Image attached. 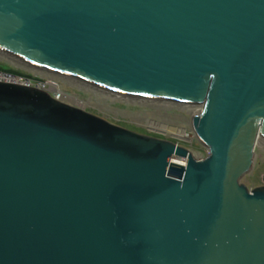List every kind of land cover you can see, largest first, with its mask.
Segmentation results:
<instances>
[{
	"label": "water",
	"instance_id": "obj_1",
	"mask_svg": "<svg viewBox=\"0 0 264 264\" xmlns=\"http://www.w3.org/2000/svg\"><path fill=\"white\" fill-rule=\"evenodd\" d=\"M0 51L202 103L209 149L0 82V264H264V185L241 182L264 140V0H0Z\"/></svg>",
	"mask_w": 264,
	"mask_h": 264
},
{
	"label": "rangeland",
	"instance_id": "obj_2",
	"mask_svg": "<svg viewBox=\"0 0 264 264\" xmlns=\"http://www.w3.org/2000/svg\"><path fill=\"white\" fill-rule=\"evenodd\" d=\"M5 68L42 78H56L63 90L72 99V105L120 127L185 146L191 150L197 159L205 158L209 153V149L198 139L192 125L193 116L198 110L203 109L204 104L202 103H198V105L171 99L120 94L67 74L29 65L0 51V69L4 70ZM180 129L182 135H178ZM189 134L192 140L184 138ZM241 182L249 190L264 185L263 139L257 142L252 168L243 175Z\"/></svg>",
	"mask_w": 264,
	"mask_h": 264
},
{
	"label": "built area",
	"instance_id": "obj_3",
	"mask_svg": "<svg viewBox=\"0 0 264 264\" xmlns=\"http://www.w3.org/2000/svg\"><path fill=\"white\" fill-rule=\"evenodd\" d=\"M0 82L23 85L29 88H36L48 93L56 100L71 104L72 99L63 90L56 78H42L34 75L18 74L0 69Z\"/></svg>",
	"mask_w": 264,
	"mask_h": 264
},
{
	"label": "bare ground",
	"instance_id": "obj_4",
	"mask_svg": "<svg viewBox=\"0 0 264 264\" xmlns=\"http://www.w3.org/2000/svg\"><path fill=\"white\" fill-rule=\"evenodd\" d=\"M69 76V75H68ZM75 78V77H74ZM78 79V78H77ZM80 80V79H79ZM86 82V81H85ZM118 93V92H117ZM121 94V93H120ZM196 104H198V103H196ZM199 105V104H198ZM190 107H192V106H190ZM194 107V106H193ZM179 133H178V135H182V132H181V129H180V131H178ZM187 135V134H186ZM183 137V136H182ZM185 139H190V140H192V137H191V135L189 134L187 137H184ZM262 138H259V140H261ZM258 140V141H259ZM173 160L175 161V162H177V163H181V164H184V165H186V163H187V159H185V158H180V157H173ZM186 161V162H185Z\"/></svg>",
	"mask_w": 264,
	"mask_h": 264
},
{
	"label": "trees",
	"instance_id": "obj_5",
	"mask_svg": "<svg viewBox=\"0 0 264 264\" xmlns=\"http://www.w3.org/2000/svg\"><path fill=\"white\" fill-rule=\"evenodd\" d=\"M4 70L10 71V72H13V73H18V74H24V73H22L20 71H17V70L11 69V68H5Z\"/></svg>",
	"mask_w": 264,
	"mask_h": 264
}]
</instances>
